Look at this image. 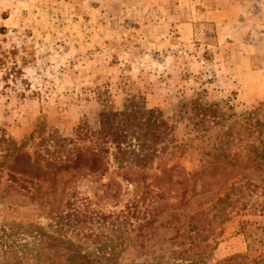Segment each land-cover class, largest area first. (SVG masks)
Returning a JSON list of instances; mask_svg holds the SVG:
<instances>
[{
    "label": "rangeland",
    "instance_id": "374dc122",
    "mask_svg": "<svg viewBox=\"0 0 264 264\" xmlns=\"http://www.w3.org/2000/svg\"><path fill=\"white\" fill-rule=\"evenodd\" d=\"M194 100L226 116L257 111L264 122V0H0V136L22 143L41 123L72 140L68 148H95L88 139L104 115L151 112L142 163L153 197L145 216L142 208L129 217L117 264H264V164L237 167L224 188L228 174L202 173V152L220 127L194 133ZM80 134L87 137L79 140ZM261 139L255 132L247 142L261 147ZM107 142L100 147L111 154ZM26 149L36 151L32 144ZM109 158L100 181L68 185L63 175L46 204L4 177L0 230L39 227L74 242L98 234L112 248L118 233L111 220L69 230L54 225V217L71 212L65 207L71 189L78 205L105 216L136 198L138 190L122 184ZM114 182L122 188L111 197ZM18 238L10 248L0 246V264L50 259L47 250L36 261V242ZM93 241L86 236L82 245L93 249Z\"/></svg>",
    "mask_w": 264,
    "mask_h": 264
},
{
    "label": "trees",
    "instance_id": "16d2710c",
    "mask_svg": "<svg viewBox=\"0 0 264 264\" xmlns=\"http://www.w3.org/2000/svg\"><path fill=\"white\" fill-rule=\"evenodd\" d=\"M189 107L194 133L208 134L209 131L210 134L212 126L220 127V130L215 133V138L210 137V141L206 143L205 151L202 152L199 162L202 173L228 174L222 186L224 188L230 181L229 175L237 167L247 168L253 165L256 169L261 168L264 164V139L260 141L262 149L247 142L248 137L255 132L264 136V122H259L255 118L257 111L237 117L232 114L226 116L217 105H204L198 100L192 101ZM150 116L151 112H136L127 116V109L123 113L104 115L99 132L94 133L88 139L95 144V148H68V143L72 140L58 137L54 130L48 129L41 123L22 143H17L10 137L1 135L0 193L3 179L6 177L7 182L14 187L33 193L35 197H38V200L46 204L48 199L45 197L54 193V188L64 177L63 175L70 176L68 182H65L68 185L71 183L73 185L76 181L86 178H91L95 182L100 181L109 172L110 156L117 166L122 184L134 185L138 192L136 198L126 204L123 211L114 216H105L92 209L88 203L78 205V196L73 189H71L73 192L70 190L65 193L67 196L65 207L71 212L65 213V215L60 213L54 217L56 221L54 225L60 229L66 226L69 230L78 226L80 228L82 226L100 227L111 220L118 233L117 242L112 248L108 247L106 243H102V235H86L93 238V243L96 244L93 249H86L82 245L86 236H83L84 239L79 238L77 242H74L66 234H59L57 231L48 233L39 227L33 230H22L20 233L12 232L11 228H3L0 230V246L10 248L16 241L13 239L18 238L16 236H19L18 239L28 236L36 242H34L37 249L34 256L36 261H40L42 253L49 251L50 259L45 260L44 264L48 261L49 264H117V254L124 249L125 227L130 220L129 217L140 214L142 208H145V212L142 213L145 216L147 203L153 197V192L148 185L147 167L145 163H142L146 162L148 158L143 154L148 147L147 140L151 137L150 131L154 127L148 119ZM126 117L129 120L127 122L123 121V119H127ZM229 118L235 120L228 123ZM109 120L114 123H107ZM130 120H132L131 123H129ZM85 137L87 136L83 134L78 135L79 140H83ZM129 138H133V141L138 144L133 145ZM103 141L110 143L113 153L109 154L110 149L104 151L100 147ZM31 144L36 149L34 154H29L26 149ZM232 148H235L237 152ZM128 167L136 170H128ZM206 182H208L207 178ZM113 185L117 189V193L110 196L116 197L122 185L118 182H114ZM246 186L251 185L246 183ZM228 190V192H233L235 187L230 185ZM227 195L228 193L222 198H218L211 208L216 209L219 204L224 203ZM195 218V215L189 218L192 230L197 227L194 222ZM9 241L13 242L8 244Z\"/></svg>",
    "mask_w": 264,
    "mask_h": 264
}]
</instances>
